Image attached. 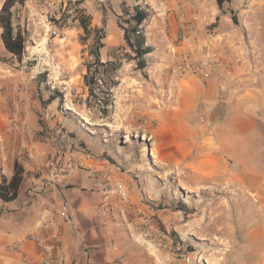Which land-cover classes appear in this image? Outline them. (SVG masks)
Wrapping results in <instances>:
<instances>
[{"label":"rangeland","instance_id":"1","mask_svg":"<svg viewBox=\"0 0 264 264\" xmlns=\"http://www.w3.org/2000/svg\"><path fill=\"white\" fill-rule=\"evenodd\" d=\"M136 5L147 12L142 57L129 31ZM14 18L38 121L84 153L104 148L132 180L139 208L131 194L118 213L127 264H264V188H242L220 152L196 148L176 163V151L162 153L166 107H194L200 143L230 93L264 110V0H32Z\"/></svg>","mask_w":264,"mask_h":264},{"label":"crops","instance_id":"2","mask_svg":"<svg viewBox=\"0 0 264 264\" xmlns=\"http://www.w3.org/2000/svg\"><path fill=\"white\" fill-rule=\"evenodd\" d=\"M16 62L0 43V182L2 176L8 179L13 174L15 161L24 168L16 198L0 199V264H41L51 253L59 264H127L129 248L119 240L123 222L117 213L112 219L103 217L99 206L108 185L122 178L131 187L133 207L139 208L131 178L115 169L104 148L87 154L63 134L59 138L47 131L38 121L37 93ZM214 92L202 98L213 104ZM18 97L28 102L24 147L6 118ZM225 103L221 118H212L213 136L202 139L203 143L191 104L163 109L162 153L176 151L170 158L176 163L196 148L209 154L220 152L236 183L260 192L264 188V110L256 112L244 94L230 93Z\"/></svg>","mask_w":264,"mask_h":264},{"label":"trees","instance_id":"3","mask_svg":"<svg viewBox=\"0 0 264 264\" xmlns=\"http://www.w3.org/2000/svg\"><path fill=\"white\" fill-rule=\"evenodd\" d=\"M25 0H3L2 4L0 6V41L3 46V48L10 54V56L16 61H21L22 55L24 53L25 48V37L23 32L17 27V24H15V18H14V9L16 5H22ZM218 5L221 6L222 0H216ZM147 12L139 8L137 5L134 7V13L132 15V18L135 20L134 25L130 28V32L135 35V43L137 45L135 46V50L138 52L139 57H142L143 54L148 52L150 50V47H144L143 45V37L140 35L138 25L141 23V21L146 17ZM233 20H235V17H232ZM84 29L87 28V24L84 23L82 25ZM101 30V29H97ZM124 30V38L125 40L130 44V37L129 34L125 28ZM103 37L101 34L97 41L100 43V39ZM98 44V45H99ZM96 56L98 57V47L96 50ZM140 65L143 66V61H141ZM93 86L89 85V94L93 95L94 93ZM24 174V168L23 166L18 163L17 161L14 162L13 167V174L10 176V178H6L5 176H2L1 182H0V199L3 201H11L14 198H16L19 190L20 183L22 181Z\"/></svg>","mask_w":264,"mask_h":264},{"label":"built area","instance_id":"4","mask_svg":"<svg viewBox=\"0 0 264 264\" xmlns=\"http://www.w3.org/2000/svg\"><path fill=\"white\" fill-rule=\"evenodd\" d=\"M188 2L191 0H187ZM32 0H25V4L31 3ZM23 3V4H24ZM22 4V5H23ZM51 4V2H48ZM24 89V87H21ZM28 109V102L24 97H18L13 107L6 115L7 120L12 128L16 129L21 139V145L25 146V139L27 136V128L25 121V114ZM132 190L129 184L122 178L114 179L107 187V191L103 194L99 206L100 214L112 219L117 213H122L125 209L130 208ZM41 264H59L58 257L54 254H47Z\"/></svg>","mask_w":264,"mask_h":264},{"label":"bare ground","instance_id":"5","mask_svg":"<svg viewBox=\"0 0 264 264\" xmlns=\"http://www.w3.org/2000/svg\"><path fill=\"white\" fill-rule=\"evenodd\" d=\"M66 107L72 108L69 104H67ZM181 184L186 190H191L192 189V186L188 182H186L184 180L181 181Z\"/></svg>","mask_w":264,"mask_h":264}]
</instances>
